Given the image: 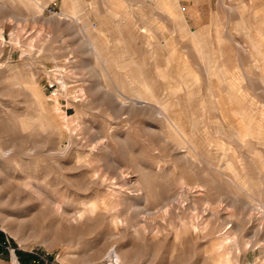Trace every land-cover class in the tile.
Listing matches in <instances>:
<instances>
[{
	"label": "rangeland",
	"instance_id": "rangeland-1",
	"mask_svg": "<svg viewBox=\"0 0 264 264\" xmlns=\"http://www.w3.org/2000/svg\"><path fill=\"white\" fill-rule=\"evenodd\" d=\"M0 156V264H264V0H0Z\"/></svg>",
	"mask_w": 264,
	"mask_h": 264
},
{
	"label": "bare ground",
	"instance_id": "bare-ground-1",
	"mask_svg": "<svg viewBox=\"0 0 264 264\" xmlns=\"http://www.w3.org/2000/svg\"><path fill=\"white\" fill-rule=\"evenodd\" d=\"M37 4H39L38 2H37ZM40 5V4H39ZM68 18H70L72 21H68V27L69 28H71L73 25L71 24V22L73 23V21H75V22H77V23H79L80 21H79V16L77 15V14H74V13H70V14H67L66 15ZM85 27V26H84ZM88 29V28H87ZM88 34V33H87ZM89 37V36H88ZM88 39V38H87ZM2 40H4V39H2ZM87 42V45L89 46V48H90V50H91V52H95V47H94V45L95 44H93L94 42H91V40H87L86 41ZM252 46V45H251ZM99 87V86H98ZM116 88V87H115ZM118 90V89H117ZM119 92V91H118ZM122 95V94H121ZM152 95V94H151ZM110 98V97H109ZM138 103H147V101H145L144 99H143V96H141L140 95V97H139V100L137 101ZM149 103V102H148ZM152 103V102H151ZM123 104H125V103H123ZM132 104V103H131ZM139 105H141V104H139ZM122 108V107H121ZM5 155H7V152L4 154V156ZM2 156H3V154H2ZM1 157V156H0ZM14 256V260H15V263L16 264H19L18 263V260H17V258H16V256L15 255H13ZM115 264H120L117 260H115Z\"/></svg>",
	"mask_w": 264,
	"mask_h": 264
},
{
	"label": "trees",
	"instance_id": "trees-1",
	"mask_svg": "<svg viewBox=\"0 0 264 264\" xmlns=\"http://www.w3.org/2000/svg\"><path fill=\"white\" fill-rule=\"evenodd\" d=\"M0 243L1 244H6L7 241H6V238H5V234L3 232H0ZM19 255L22 257V255H25L26 258H24L26 261H28L30 259L31 260H36V256H34L33 254L31 253H24V252H21L19 251ZM25 262V261H24Z\"/></svg>",
	"mask_w": 264,
	"mask_h": 264
}]
</instances>
